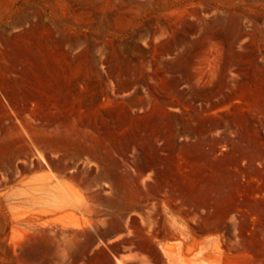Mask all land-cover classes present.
I'll list each match as a JSON object with an SVG mask.
<instances>
[{
    "label": "rangeland",
    "instance_id": "rangeland-1",
    "mask_svg": "<svg viewBox=\"0 0 264 264\" xmlns=\"http://www.w3.org/2000/svg\"><path fill=\"white\" fill-rule=\"evenodd\" d=\"M202 160L264 264V0H0V264H120L124 186Z\"/></svg>",
    "mask_w": 264,
    "mask_h": 264
},
{
    "label": "crops",
    "instance_id": "crops-1",
    "mask_svg": "<svg viewBox=\"0 0 264 264\" xmlns=\"http://www.w3.org/2000/svg\"><path fill=\"white\" fill-rule=\"evenodd\" d=\"M176 165H179L177 163ZM174 168L135 179L124 186L123 199L133 201L120 222V264H237L252 226L232 224L237 216L239 187L228 162L185 161ZM219 165V166H216ZM149 175V173L145 174ZM239 234H244L239 236ZM123 245V246H122ZM238 250H242L238 252ZM93 264V257L91 258Z\"/></svg>",
    "mask_w": 264,
    "mask_h": 264
},
{
    "label": "bare ground",
    "instance_id": "bare-ground-1",
    "mask_svg": "<svg viewBox=\"0 0 264 264\" xmlns=\"http://www.w3.org/2000/svg\"><path fill=\"white\" fill-rule=\"evenodd\" d=\"M7 10L5 9L2 13H5ZM33 35H36L33 33ZM35 46L37 47V50H35ZM44 48V45L42 42H39L38 40L30 39V43H28L25 46V49H21L20 47H17L15 50V61H25L27 63H30L34 69H36L37 72L41 73L39 70H45L43 68L44 61L41 59L42 50ZM40 86L38 85L35 88L34 92H41ZM28 99H35L34 94H30L27 96ZM64 147L63 145L56 146L57 149H61Z\"/></svg>",
    "mask_w": 264,
    "mask_h": 264
}]
</instances>
